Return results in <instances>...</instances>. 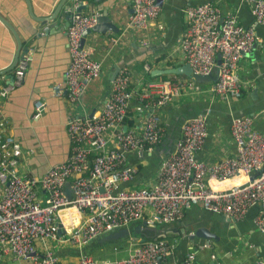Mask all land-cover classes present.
Instances as JSON below:
<instances>
[{"label": "built area", "instance_id": "built-area-1", "mask_svg": "<svg viewBox=\"0 0 264 264\" xmlns=\"http://www.w3.org/2000/svg\"><path fill=\"white\" fill-rule=\"evenodd\" d=\"M131 1V28H147L161 11L157 0ZM246 1L256 21L264 24V0ZM98 16L96 10L73 12L69 20L70 62L63 81L52 89L55 96L68 94L75 104L102 72V62L93 57L92 47L81 45L83 33L96 25ZM186 22L187 30L178 47L183 61L195 74H209L219 66L218 80L208 91L222 101L242 98L240 61L261 40L255 29L243 26L236 11H224L213 1L188 6ZM31 59L28 50L14 68L12 81L0 75V100L23 84ZM151 69V63L144 64L145 71ZM131 83V69L120 67L102 109L68 124L71 147L67 159L43 174L22 168L24 158L32 151H25L10 133L7 119H0L2 257L24 260L23 264H66L53 248L41 249L38 240L82 248L114 227L136 221L171 223L196 206L237 222L257 205L253 223L264 234V132L255 126L254 115L231 122L234 156L206 162L196 153L209 134L207 115L196 114L183 123L172 152L162 157L150 185L123 186L138 172L129 155L152 151L164 138L163 119L157 110L184 94L193 96L204 91L203 85L185 76L142 78L134 87ZM132 105L141 114V124H127ZM35 107L33 118L37 119L44 103L37 101ZM132 245L125 258L80 254L79 264H163L178 248L179 239ZM195 260L192 247L185 254L184 264H194ZM212 260V264H221L215 255ZM251 264H264V256Z\"/></svg>", "mask_w": 264, "mask_h": 264}, {"label": "crops", "instance_id": "crops-1", "mask_svg": "<svg viewBox=\"0 0 264 264\" xmlns=\"http://www.w3.org/2000/svg\"><path fill=\"white\" fill-rule=\"evenodd\" d=\"M81 1L89 4V7L82 11L83 13L96 10L99 15L105 16L106 13L107 16L104 18L106 21L104 31L91 32L85 39V45L93 49V57L102 62V72L99 77L90 82L85 93L75 104L70 101L68 94L55 96L52 89L54 84L63 81L70 62L67 44L68 24L65 16L62 15L40 28L37 18L46 14L43 7L49 6L51 0H30L31 9L26 0H0V13L14 26L24 46H27L32 53L23 84L14 89L6 99L0 100V119H7L10 133L21 143L25 151H32L24 158L22 168L35 174H43L50 166L67 159L71 147L68 124L74 119L83 118L102 109L111 91L116 65L119 67L126 65L131 69V86L134 87L140 79H147V74L155 69L185 63L178 47L187 30L186 9L188 6L213 1L224 11H236L243 26L246 22H251L253 16L246 0H162L159 3L161 11L158 17L152 20L147 28L138 29L128 25V16L133 11L131 0ZM237 2L246 3L248 6L245 21L240 11L241 6ZM52 9L53 7L50 8V13ZM257 35L262 45L244 53L240 61L244 96L222 101L208 91L210 85H203L202 93L193 96L184 94L160 107L157 111L163 119L164 138L152 151L140 154L132 152L129 155L131 164L138 168V172L130 183L123 185L125 188H141L150 185L162 157L169 149L174 148L170 146L174 130L171 132L170 139H168V132L182 116L192 113L207 115L209 134L196 153L198 159L206 162H217L223 157L236 154L231 122L237 112L251 111L253 113L251 115L256 117L255 126L264 132V24H261ZM16 49L17 40L13 32L0 20V66L10 63ZM145 63H151V71L144 70ZM252 93H255L254 97L251 96ZM37 101H42L44 107L40 117L35 119L33 115L36 112ZM142 120L141 114L132 105L127 124H141ZM69 187L70 185L67 184L68 189ZM201 210L204 209L196 206L188 210L183 217L188 216L189 221L194 222L193 218L203 215ZM253 218L247 221L246 217L241 221H231L235 226L227 230L225 234L221 229L222 234L219 236L225 239L222 250H226L224 247L227 243H233L231 254L237 260L229 259L230 264L247 261L240 260L239 256L250 247L255 248L259 253H264V234L256 229ZM237 223H240V226L237 227ZM172 238L179 239V246L163 264H184L186 253L183 255L181 253L187 249L190 250L193 244L191 241H184L180 245L181 236ZM134 242L136 241L129 240L128 246L123 242L115 245L114 252L123 253V256L112 260L127 257ZM38 245L41 249L53 248L62 259L70 253H75L77 258L71 257L69 263L64 259L63 261L66 264H79L80 254L76 253L75 247L70 244L38 240ZM111 245L100 248L105 250V247ZM219 257L216 256L221 264H227L223 260L224 257ZM23 263H25L24 260L4 258L0 255V264ZM198 263L212 264V256L209 257L207 252L200 251L196 253L194 264Z\"/></svg>", "mask_w": 264, "mask_h": 264}, {"label": "water", "instance_id": "water-1", "mask_svg": "<svg viewBox=\"0 0 264 264\" xmlns=\"http://www.w3.org/2000/svg\"><path fill=\"white\" fill-rule=\"evenodd\" d=\"M30 9H31V2L30 0H26ZM78 1V4L75 6V2ZM95 2H99L101 0H94ZM162 0H158V3H161ZM241 6L240 11L243 13V19L246 20V9H248L247 4H240ZM50 13V8H52ZM89 4L83 3L81 0H51L49 2V6H44L43 11L44 15H41L37 18L39 22V27H44L46 24L52 22L53 20L57 19L58 17L64 15L67 19V24L69 25L70 17L72 16L73 12L76 13H83L84 9H87ZM42 9V8H41ZM239 15V14H238ZM107 14L105 16L99 15L97 17V23L95 26L87 29L83 33V37L81 40V45L85 44V39L88 34L91 32L99 31L102 32L105 29L104 21ZM242 17V15H241ZM0 20L9 27V29L13 32L16 40H17V49L13 54L11 61L7 65L0 66V75H5L7 79L12 81L14 79L12 71L16 67L20 58L24 56L28 52V47L24 46V42L16 32L14 26L7 20L3 15L0 13ZM243 21V22H244ZM242 22V23H243ZM244 26H251L255 29L256 33L260 31L261 24H259L255 17L252 16L251 22H246ZM108 29V28H107ZM259 36V35H258ZM262 42L258 41L253 45V48L256 49L258 46H261ZM246 55V54H245ZM220 58V56H219ZM120 67L118 65L115 66L113 71V79L117 75ZM152 76L161 77L163 75H183L185 77H191L195 80L197 85H211L212 83L216 82L219 77V66H214L209 74H195L192 71L191 66L188 63H184L182 65L164 68V69H155L152 71ZM252 97L255 96V93L251 94ZM251 111L249 112H237L234 115V118L244 116V115H251ZM196 114L192 113L191 115L182 116L177 122L171 131L168 132L169 138H171V132L174 130L172 135V143L170 146L174 147L177 139L180 136L181 128L183 123L189 119L194 117ZM172 149H169L166 155L172 152ZM163 152V151H162ZM70 195L72 194L71 191H67ZM258 210V206H254L246 216V221L252 219L255 216V211ZM203 215H198L196 218H193L194 222L189 221L188 216L183 217L177 221H173L171 223L166 224H152L146 223V221H136L131 223L130 225H123L119 227H114L108 231H105L95 237H93L88 243H86L82 248H74V251L78 254L89 255L95 249L104 247L110 244H118L124 241H136V242H144L150 240H158L164 238H172V237H180V245L182 242L191 241L193 244V250L198 254L200 251H205L209 254V257L212 255H216L217 257L221 256L224 257V261L227 264H230L229 259L237 260L235 256L231 254L233 243H227L225 251L222 250L223 243L225 239H222L219 234H222L221 229L224 230V234L227 230H231L232 227L235 225L232 222L224 217L223 215H217L209 210H201ZM236 226H240V223H237ZM62 230L60 229V232ZM136 233V235H134ZM231 234V233H230ZM188 251L185 250L181 254H185ZM263 257L264 253H259L255 248L250 247L249 250L244 251L239 257L240 260H247L244 263L238 264H249L251 261L257 260L258 257ZM220 258V257H219ZM246 258V259H245ZM250 258V259H248ZM198 259V255H197ZM200 264V263H198Z\"/></svg>", "mask_w": 264, "mask_h": 264}, {"label": "rangeland", "instance_id": "rangeland-1", "mask_svg": "<svg viewBox=\"0 0 264 264\" xmlns=\"http://www.w3.org/2000/svg\"><path fill=\"white\" fill-rule=\"evenodd\" d=\"M128 242L124 241L123 243H125L128 246V244H129ZM115 245H117V244H112L111 246H107V247H105V250H103L104 248H99V250H95L92 254H93V256H95L97 258L98 257L102 258V259L103 258H107V259L110 258L111 260L113 258H118V257L123 256V253H115L114 252ZM71 257L77 258L78 256L75 253H70L67 256L63 257V259H64V261L69 263Z\"/></svg>", "mask_w": 264, "mask_h": 264}, {"label": "trees", "instance_id": "trees-1", "mask_svg": "<svg viewBox=\"0 0 264 264\" xmlns=\"http://www.w3.org/2000/svg\"><path fill=\"white\" fill-rule=\"evenodd\" d=\"M176 77H179V76H177V75H163L161 78H164V79L172 78V79H174ZM155 78H158V77L157 76H152L151 72H149L147 74V79H155ZM134 235H136V233H134Z\"/></svg>", "mask_w": 264, "mask_h": 264}]
</instances>
